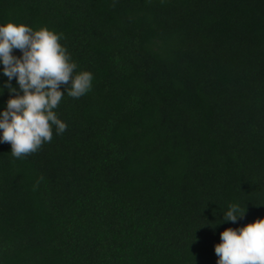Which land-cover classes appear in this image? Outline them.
<instances>
[{"label":"trees","instance_id":"16d2710c","mask_svg":"<svg viewBox=\"0 0 264 264\" xmlns=\"http://www.w3.org/2000/svg\"><path fill=\"white\" fill-rule=\"evenodd\" d=\"M9 21L94 79L40 150L0 143V264H216L264 217V0H0Z\"/></svg>","mask_w":264,"mask_h":264},{"label":"clouds","instance_id":"9594fccd","mask_svg":"<svg viewBox=\"0 0 264 264\" xmlns=\"http://www.w3.org/2000/svg\"><path fill=\"white\" fill-rule=\"evenodd\" d=\"M61 39L62 34L47 27L0 23V74L6 77L0 96L5 89L9 93L0 108V143H9L16 159L51 142L53 129L56 135L67 130V124L55 112L65 93L79 99L92 89L93 74L77 71L78 65ZM16 50L20 55L14 54ZM245 212L246 208L231 204L221 222L236 224ZM214 253L216 264H264V217L242 227L225 228Z\"/></svg>","mask_w":264,"mask_h":264}]
</instances>
